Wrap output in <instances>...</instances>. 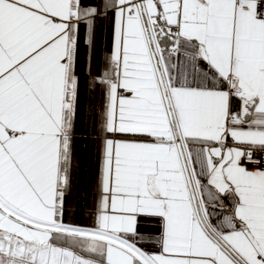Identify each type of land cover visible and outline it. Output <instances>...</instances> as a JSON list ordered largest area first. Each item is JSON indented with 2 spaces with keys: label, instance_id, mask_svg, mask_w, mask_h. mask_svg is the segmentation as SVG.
<instances>
[{
  "label": "snow or ice",
  "instance_id": "snow-or-ice-1",
  "mask_svg": "<svg viewBox=\"0 0 264 264\" xmlns=\"http://www.w3.org/2000/svg\"><path fill=\"white\" fill-rule=\"evenodd\" d=\"M0 264H264V0H0Z\"/></svg>",
  "mask_w": 264,
  "mask_h": 264
},
{
  "label": "trees",
  "instance_id": "trees-1",
  "mask_svg": "<svg viewBox=\"0 0 264 264\" xmlns=\"http://www.w3.org/2000/svg\"><path fill=\"white\" fill-rule=\"evenodd\" d=\"M78 146H79V151H80V158H81V174H80V181L81 184H83V181L85 179L84 176V168L87 165L90 153H91V141H85V140H78L77 141ZM87 144L88 148L85 149L83 145Z\"/></svg>",
  "mask_w": 264,
  "mask_h": 264
}]
</instances>
